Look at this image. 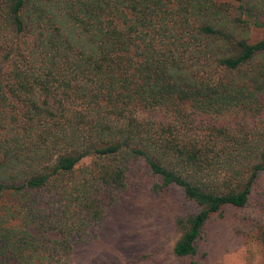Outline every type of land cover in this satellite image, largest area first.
<instances>
[{"label":"trees","instance_id":"obj_1","mask_svg":"<svg viewBox=\"0 0 264 264\" xmlns=\"http://www.w3.org/2000/svg\"><path fill=\"white\" fill-rule=\"evenodd\" d=\"M226 115L264 116V0H0V264H67L137 160L194 256L264 177V120L194 127Z\"/></svg>","mask_w":264,"mask_h":264},{"label":"rangeland","instance_id":"obj_2","mask_svg":"<svg viewBox=\"0 0 264 264\" xmlns=\"http://www.w3.org/2000/svg\"><path fill=\"white\" fill-rule=\"evenodd\" d=\"M158 117L169 121L167 115ZM259 117L196 119L194 127L226 125L248 133L264 120ZM156 183L159 179L141 160L130 163L125 192L106 210L95 236L73 246L67 264H264V177L256 182L246 206L226 207L208 219L196 254L186 257L173 253L181 236L177 219L195 208L175 188L153 193Z\"/></svg>","mask_w":264,"mask_h":264}]
</instances>
